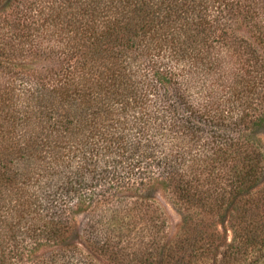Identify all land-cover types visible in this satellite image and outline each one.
I'll list each match as a JSON object with an SVG mask.
<instances>
[{"label":"trees","instance_id":"16d2710c","mask_svg":"<svg viewBox=\"0 0 264 264\" xmlns=\"http://www.w3.org/2000/svg\"><path fill=\"white\" fill-rule=\"evenodd\" d=\"M263 135L264 0H0V264H264Z\"/></svg>","mask_w":264,"mask_h":264},{"label":"rangeland","instance_id":"374dc122","mask_svg":"<svg viewBox=\"0 0 264 264\" xmlns=\"http://www.w3.org/2000/svg\"><path fill=\"white\" fill-rule=\"evenodd\" d=\"M238 33L241 36L244 37H249L248 32L244 28H240ZM263 141H264V135L262 136ZM158 202L161 205V207L164 209V211L167 214L168 217V237L169 239H173L179 232L180 226H181V216L180 214L176 211V209L172 206L170 203L169 199L164 196L163 194H160L158 196Z\"/></svg>","mask_w":264,"mask_h":264}]
</instances>
